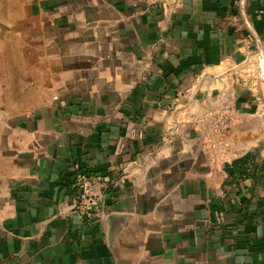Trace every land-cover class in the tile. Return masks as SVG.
I'll use <instances>...</instances> for the list:
<instances>
[{"label":"crops","instance_id":"crops-1","mask_svg":"<svg viewBox=\"0 0 264 264\" xmlns=\"http://www.w3.org/2000/svg\"><path fill=\"white\" fill-rule=\"evenodd\" d=\"M261 49L264 0H0V264H264Z\"/></svg>","mask_w":264,"mask_h":264},{"label":"built area","instance_id":"built-area-1","mask_svg":"<svg viewBox=\"0 0 264 264\" xmlns=\"http://www.w3.org/2000/svg\"><path fill=\"white\" fill-rule=\"evenodd\" d=\"M262 73L264 75V64ZM235 124L232 106L225 102L216 104L213 108L209 123V133L217 138H223ZM105 178L84 175L79 178L78 200L86 211L92 212V206L104 199L106 189Z\"/></svg>","mask_w":264,"mask_h":264},{"label":"rangeland","instance_id":"rangeland-1","mask_svg":"<svg viewBox=\"0 0 264 264\" xmlns=\"http://www.w3.org/2000/svg\"><path fill=\"white\" fill-rule=\"evenodd\" d=\"M260 56L258 58V61H257V65H258V72L261 74V76L264 78V75H263V64H264V50L261 49L260 52H259Z\"/></svg>","mask_w":264,"mask_h":264}]
</instances>
